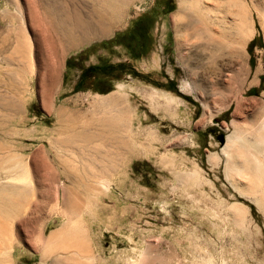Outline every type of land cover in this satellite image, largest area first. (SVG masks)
I'll return each mask as SVG.
<instances>
[{"label":"rangeland","instance_id":"1","mask_svg":"<svg viewBox=\"0 0 264 264\" xmlns=\"http://www.w3.org/2000/svg\"><path fill=\"white\" fill-rule=\"evenodd\" d=\"M98 1L59 2L89 20ZM186 1L195 15L217 6ZM235 1L254 21L247 42L235 28ZM43 3L0 0V187L18 192L16 206L0 211V264H209V253L214 264H264V209L256 201L264 181L256 186L252 172H227V150L244 161L229 136L238 134L252 153L258 137L264 140V0H231L229 18L219 14L213 36L221 39L228 26L224 54L212 51L206 36L177 37L163 26L177 0H134L109 36L90 35L72 48L61 47ZM18 32L28 68L9 81L6 70L21 60L14 54ZM54 44L59 67L46 94ZM184 82L190 89L180 90ZM111 93L128 108L131 128L157 134L151 153L125 155L99 179L92 175L100 173L96 149L105 144H62L56 111L91 114L95 133L106 115L96 112L95 99ZM257 156L264 161V151ZM237 206L245 210L241 222ZM56 231L62 239L48 249Z\"/></svg>","mask_w":264,"mask_h":264},{"label":"bare ground","instance_id":"2","mask_svg":"<svg viewBox=\"0 0 264 264\" xmlns=\"http://www.w3.org/2000/svg\"><path fill=\"white\" fill-rule=\"evenodd\" d=\"M59 1L60 0H43L44 12H45V15L51 20V25L57 31V35H59L61 47L62 48H72V47H76L79 44H81L83 40L85 39V37H88L90 35L94 36V35H101V34L108 33L109 30H111L109 29V27L111 26L113 22L116 23L118 21L123 20V18L125 17V13H126L125 12L126 6L134 0H101V1H98L99 8L94 10L91 13L92 18L89 20L82 18V16L80 15H74L72 14L73 12H68L67 10H65V7H63L61 2ZM238 27L240 30L244 31L245 26L243 25V22L242 24L240 23ZM16 34H17L16 40H18V45L17 47H15L16 46L15 44L14 46V48H16L14 54H16V57L20 58L21 60L19 61V63L16 61L18 63L17 66L16 64H14L15 63L14 62L12 63L14 64V67L11 68L10 66L11 69L6 70L7 71L6 78H8L9 81H11L12 79L15 81H17L16 79L18 80L22 79L21 77L26 75L27 68H28V65H27L28 58L26 59L27 52H26V44H24L25 42L24 37L22 36L21 32H18ZM239 35H241V32ZM240 38L242 39V36H240ZM53 50H54V53H53V56L50 57L51 58L50 65L53 66L55 73H53L51 77L52 80L50 82V86H48L46 94L49 93L50 89L52 88V85L55 82V79L57 77L56 71L58 70V67H59L61 49L59 45L54 44ZM5 60L6 62H11L10 58H5ZM20 81H23V80H20ZM6 84L10 85L7 82ZM119 98L120 97L116 93H111L110 95H98L96 97L95 99L96 100V104H95L96 112L97 111L103 112V113L105 112L106 115L100 120L99 125L101 128H99L97 132L94 130L95 133L90 130L91 126H93L95 122L91 114L73 115L64 109H58L56 111L58 115V120L60 122L59 124L60 130L57 131L56 133L60 135L63 134L62 135L63 137H61V139L59 140L62 142V144L64 143V145L71 146L73 145L72 143H75L78 140L82 141L84 144H88L90 143L92 139L95 140L96 138L99 140L101 144H105V147H106L105 149L103 148H98V150L96 149L98 158H96L95 161L100 162V164L96 163V165L99 167L100 173H92V175L95 177H98L99 179L107 175V173H110V171L113 170V168L115 167L117 160L122 158L123 156L132 155V154H135V156L136 154L148 155L149 153H151L149 144L152 143L151 141L155 139L156 134H157V132L153 130L152 128H140V129L138 128L139 130H136V131L133 128H131L129 125L130 123H129L128 108H123V106H121V101L119 100ZM0 100H1V97H0ZM10 100H11L10 103L9 102L8 103L6 102V103L7 105L14 108V104L16 103V98L12 97ZM169 100L173 102L175 101L174 99H169ZM95 118L97 117L95 116ZM237 135H233L232 137L229 136L228 141L231 144H234L237 141L241 142L242 137L240 139V137H237ZM98 140H96L95 142H98ZM79 141L77 142V144L79 143ZM238 142H237L238 147L236 146V149L238 148V150L240 151V156L244 157V161L241 164L238 163V161L235 159L236 155L234 153L229 152V150H227L228 151L227 156L229 155V159L227 161V170H228L227 172H229V175L231 172L232 173L233 172L234 173L235 172L237 173H242V172L251 173L252 172L254 174L253 183L256 186H259L260 183L258 182L260 181L262 183L264 181V161L259 159L257 154L258 153L260 154L264 151V147L262 146V144L264 143L263 137L261 135L260 137H258L257 141L254 143L255 145L258 144L256 146L257 153H252L250 149L247 148L246 144H244L243 142L242 143L240 142L238 143ZM103 159H109L108 163H103L104 161ZM80 176H83L82 173L81 174L77 173L75 174L74 177L78 178ZM109 187L110 185L108 186V190H109ZM17 194H18L17 190L8 192L4 186H1L0 187V211L9 210V207L11 208L13 206H16L15 196ZM256 201L260 205V207L264 209V195L260 198H257ZM244 214H245V210L242 207H239V206L235 207V217L238 222H241L244 220ZM56 232H53L55 234H52L51 238L45 244V246L48 249H50L49 247L53 246L55 242H59L58 240L62 239L61 238L62 233L61 232L56 233ZM62 232L63 234L66 233L65 231H62ZM2 249L4 252H6L7 250L9 251V245H5L4 247L2 246ZM144 254H146V252ZM209 254L206 257L207 259L206 258L204 259L208 260L207 262L209 264H214L212 255H209Z\"/></svg>","mask_w":264,"mask_h":264},{"label":"crops","instance_id":"3","mask_svg":"<svg viewBox=\"0 0 264 264\" xmlns=\"http://www.w3.org/2000/svg\"><path fill=\"white\" fill-rule=\"evenodd\" d=\"M231 0H217V6L211 7L209 10V13H202L195 15L194 10L189 7L186 0H177V8L175 12L172 14V16L169 18V20L166 22L164 20L163 26H169V30L173 32L174 36L177 37H201L204 38L206 36V44L207 46L211 47V50L214 51H220L221 54L227 53L230 46V38H229V29L228 26L225 28H221V32L219 35L221 36V39H216L213 36L214 26L216 25V22L220 20V15L222 17L229 18L230 10H231ZM235 6L233 7V14L234 19L236 21L235 28L242 22L245 26L244 31L240 30L242 35V40H245L244 42H247L249 39L253 38L255 35V25L254 21L251 22L249 18V14L245 8V4H239L237 1H235ZM237 11L239 12V15H237ZM77 12V13H76ZM76 12H73L74 15H82V11L79 9H76ZM216 12L217 15H214ZM214 13V14H213ZM220 14V15H219ZM117 23H112L109 29H112L114 25ZM112 27V28H111ZM249 27V28H248ZM108 29V30H109ZM110 31V30H109ZM100 33V32H98ZM110 33L101 34V36H109ZM220 45L222 43L225 48L224 51L219 50L216 45ZM187 90L190 89V84L187 82H184L181 85L180 90ZM142 99L143 100H150V94L149 92L146 93V91H143L142 93Z\"/></svg>","mask_w":264,"mask_h":264}]
</instances>
